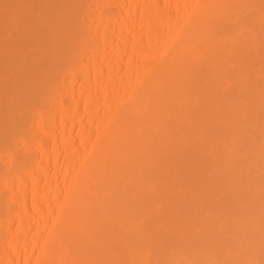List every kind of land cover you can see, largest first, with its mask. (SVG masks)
Returning a JSON list of instances; mask_svg holds the SVG:
<instances>
[{"label": "bare ground", "instance_id": "bare-ground-1", "mask_svg": "<svg viewBox=\"0 0 264 264\" xmlns=\"http://www.w3.org/2000/svg\"><path fill=\"white\" fill-rule=\"evenodd\" d=\"M0 264H264V0H0Z\"/></svg>", "mask_w": 264, "mask_h": 264}]
</instances>
